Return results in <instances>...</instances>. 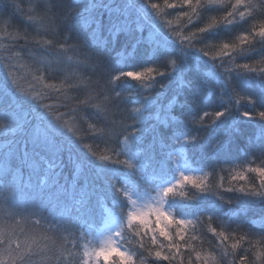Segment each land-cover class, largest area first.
Masks as SVG:
<instances>
[{"label": "clouds", "instance_id": "1", "mask_svg": "<svg viewBox=\"0 0 264 264\" xmlns=\"http://www.w3.org/2000/svg\"><path fill=\"white\" fill-rule=\"evenodd\" d=\"M133 7L135 14L125 15L113 41L120 32L131 36L148 30L153 38L148 55L162 53V62L109 73L101 58L72 36V21L83 9H59L55 0L30 6L31 32L0 35V136L24 137L21 154L27 158L29 143H37L31 128L46 124L54 133L48 145L56 137L66 139L96 163L103 184L99 213L107 209L117 221L97 239L88 221L49 218L42 210H5L0 264H264V225L195 207L264 202V143L249 138L247 151L241 150L245 159L231 162L219 160L221 141L209 149L208 163L194 160L184 147L199 144L203 130L237 119L236 113L264 124V106L234 84L247 76L264 79V0H138ZM211 7L224 11L205 16ZM235 25L244 29L225 39L208 38ZM140 43L132 44L133 52ZM191 53L212 62L231 94L221 90V110L189 115L182 139L172 137L183 149L180 156L169 154L174 178L154 184L145 165L130 158L135 133L116 118L122 97L116 89L126 80L135 81L141 93L166 88L172 81L164 84L160 78L172 77ZM249 56L255 58L243 59ZM140 112L129 108L126 118ZM177 201L185 210L176 208Z\"/></svg>", "mask_w": 264, "mask_h": 264}, {"label": "trees", "instance_id": "2", "mask_svg": "<svg viewBox=\"0 0 264 264\" xmlns=\"http://www.w3.org/2000/svg\"><path fill=\"white\" fill-rule=\"evenodd\" d=\"M62 1L71 7L83 9L76 20L72 21V36L86 43L90 49L97 46L103 53L98 56L109 73L129 71L163 61V58L152 61L147 56L133 52L132 44L137 39L141 41L140 49L149 47L148 42L153 38L148 30L134 34L130 39L120 32L113 41V35L120 27V22L124 20L125 15L135 14L133 5L138 0ZM35 2L36 0H0L1 14L13 12L16 18L24 23V26L11 27L2 25L0 22V35L17 30L31 32L32 25L26 18H22V21L20 13ZM55 2L58 6L61 0H55ZM116 9H119L117 12L120 16L113 15ZM222 11L224 10L211 7L204 10V15L219 14ZM95 17L98 19H94ZM98 21L99 27H97ZM106 22L110 23L109 28L112 30L109 35L112 37L111 40L103 38L102 29ZM243 27L244 25H235L220 29L208 34V38L218 40V35L226 30H229L232 35L242 31ZM4 42L8 41L4 40ZM112 52L116 53V60L111 62L104 54L111 55ZM117 53L121 54L117 55ZM68 55L73 56L71 52ZM136 59L140 61V64H136ZM211 65L212 62L199 53H191L186 65L172 77L160 78V83L167 84L171 80V84L163 89L156 88L150 94L141 93L133 80L119 83L116 89L122 93L117 106L119 115L127 114L129 108H141V112L135 118H126V116L116 118L124 119V123L130 125L128 131L135 133L131 137L133 149L130 158L134 160L138 158L139 163L145 165L150 182L155 184L174 178L171 175L172 164L169 154L180 156L183 149L179 143L172 142V137L182 139V133L189 127V115L221 110L209 107L195 113L190 109L186 98L188 93L196 90V84L203 86L205 101L221 103L219 99L221 90L223 89L225 96L231 93L230 87L223 83L222 77L212 69ZM97 75L103 77L105 73L98 72ZM238 81L244 87L257 89L253 93L258 101L257 106H264V79L253 75ZM242 107L248 111L252 110L248 105ZM235 115L237 119L223 120L211 132L203 130L205 139L199 144L184 146L189 149L194 160L208 163L209 149L217 141L222 142L219 149V160L222 162H225L224 159L233 151L235 153H240L241 149L247 151L250 137L245 138L244 129L250 128L256 132V138L251 140V143L260 144V141L264 143V124L257 120L239 117L238 113ZM174 117L178 119L174 120ZM132 119L137 122L132 124ZM31 135L36 138L37 143H29L27 158L21 154L24 137L0 136V215H3L5 210H42L49 218H64L82 223L88 221L92 225L89 230L95 232L97 239L113 230L117 221L111 213L107 209L102 216L99 213L100 204L97 199L99 193L103 191V184L102 173L96 163L66 139L56 137L55 142L48 145L54 133L44 123H36V126L31 128ZM237 146L242 148L239 149ZM109 171L117 175L124 173L123 169L116 168H110ZM204 205L206 204L195 207L204 208ZM175 206L181 211L186 207L179 201L175 203ZM214 207L216 215H226L234 221L264 225V206L260 211H252L248 209V200L242 199L237 206L228 207L217 203Z\"/></svg>", "mask_w": 264, "mask_h": 264}, {"label": "bare ground", "instance_id": "3", "mask_svg": "<svg viewBox=\"0 0 264 264\" xmlns=\"http://www.w3.org/2000/svg\"><path fill=\"white\" fill-rule=\"evenodd\" d=\"M69 6L68 4L64 3L62 0L60 2V4L57 6L59 9H62L64 7H67ZM29 8L30 6L26 7L24 12H21V19L22 18H26L30 15H33L32 12L29 11ZM8 9H10L8 7ZM119 9H116L115 12L113 13V15L116 17V16H120V13L117 12ZM24 14V15H22ZM94 19H98V18H94ZM76 20V18L74 19V21ZM23 21V19H22ZM0 22L2 25H8V26H11V27H17V26H24V23L21 22L20 20H18V18H16V15L15 13L11 12V13H6V14H1L0 13ZM110 23L109 22H106L103 29H102V34H103V38H105L106 40H108L112 37H110L109 35L112 33V30H110ZM244 29V27H243ZM123 33V32H122ZM125 35V34H124ZM134 35V34H133ZM133 35L131 36H127L125 35L126 37H128L129 39L130 38H133ZM230 32L229 30H226L224 33H221L218 35V40L219 39H225V38H228L230 37ZM148 46V44H147ZM140 46H138L136 49H135V53L136 54H140V55H144V56H147L150 60L152 61H155L157 59H161L163 58V54L162 53H157V55L154 57V58H150L148 53L149 51H151V49L148 47L147 49H140L139 48ZM91 50L96 53L97 55H102L103 53L98 49L97 46L95 47H91ZM73 54V53H72ZM111 62L112 61H115L116 60V53L115 52H112L111 55H108V54H104ZM75 58V57H74ZM255 57L254 56H249V57H245L243 59L245 60H250V59H254ZM136 64H140V61L138 59L135 60ZM234 84L236 85V87H238L239 89H241L242 91L246 92L247 94L249 95H252L253 96V93L257 90L255 88H249V87H244L241 82H239L238 80H236L234 82ZM202 89H203V86L200 85V84H196V90L194 89V91H191L190 93H188V98H186V102H187V105L190 107V109L192 111H194L195 113L201 111V110H204L206 108H209V107H212V108H215V109H222L225 105L222 104V103H219L218 101H205L204 99V93L202 92ZM231 90V89H230ZM231 94V93H230ZM228 93V95H230ZM120 116H126L125 113H122L121 115H119V110L117 109V118L120 117ZM244 135H245V138L247 137H250L251 140H254L256 138V132L253 130V129H244ZM261 143V141H260ZM237 148H242V146H237ZM242 150V149H241ZM240 150V153H235L234 151L231 153L230 156L226 157L224 160L225 162H231L232 160H242V159H245V155L242 153V151ZM246 151V150H245ZM239 152V151H238ZM264 206V203H260L259 201H251V200H248V209L252 210V211H260V209H262V207ZM204 208L211 212V213H214L215 214V207H209L208 204L204 205Z\"/></svg>", "mask_w": 264, "mask_h": 264}]
</instances>
